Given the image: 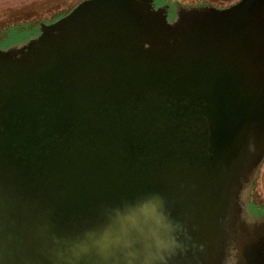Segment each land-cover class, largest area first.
<instances>
[{
  "label": "water",
  "instance_id": "1",
  "mask_svg": "<svg viewBox=\"0 0 264 264\" xmlns=\"http://www.w3.org/2000/svg\"><path fill=\"white\" fill-rule=\"evenodd\" d=\"M264 0H83L0 45V264H264Z\"/></svg>",
  "mask_w": 264,
  "mask_h": 264
},
{
  "label": "rangeland",
  "instance_id": "2",
  "mask_svg": "<svg viewBox=\"0 0 264 264\" xmlns=\"http://www.w3.org/2000/svg\"><path fill=\"white\" fill-rule=\"evenodd\" d=\"M83 0H0V45L25 38L37 31L40 24L51 23ZM172 9L177 7L211 6L229 8L240 0H161ZM9 33L13 37L5 39ZM24 33V34H23ZM249 202L257 213H264V162L249 192Z\"/></svg>",
  "mask_w": 264,
  "mask_h": 264
},
{
  "label": "trees",
  "instance_id": "3",
  "mask_svg": "<svg viewBox=\"0 0 264 264\" xmlns=\"http://www.w3.org/2000/svg\"><path fill=\"white\" fill-rule=\"evenodd\" d=\"M12 37H13V33H9L5 39H9V38H12Z\"/></svg>",
  "mask_w": 264,
  "mask_h": 264
}]
</instances>
